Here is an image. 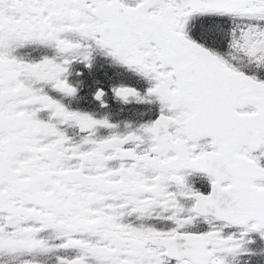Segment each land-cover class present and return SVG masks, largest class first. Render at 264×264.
I'll use <instances>...</instances> for the list:
<instances>
[{
	"label": "snow or ice",
	"instance_id": "6c2138e0",
	"mask_svg": "<svg viewBox=\"0 0 264 264\" xmlns=\"http://www.w3.org/2000/svg\"><path fill=\"white\" fill-rule=\"evenodd\" d=\"M0 264H264V0H0Z\"/></svg>",
	"mask_w": 264,
	"mask_h": 264
}]
</instances>
